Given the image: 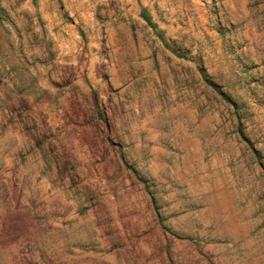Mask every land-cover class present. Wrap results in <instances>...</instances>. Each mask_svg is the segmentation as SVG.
Segmentation results:
<instances>
[{"label": "rangeland", "instance_id": "374dc122", "mask_svg": "<svg viewBox=\"0 0 264 264\" xmlns=\"http://www.w3.org/2000/svg\"><path fill=\"white\" fill-rule=\"evenodd\" d=\"M0 264H264V0H0Z\"/></svg>", "mask_w": 264, "mask_h": 264}, {"label": "trees", "instance_id": "16d2710c", "mask_svg": "<svg viewBox=\"0 0 264 264\" xmlns=\"http://www.w3.org/2000/svg\"><path fill=\"white\" fill-rule=\"evenodd\" d=\"M144 18H146V17L144 16Z\"/></svg>", "mask_w": 264, "mask_h": 264}]
</instances>
